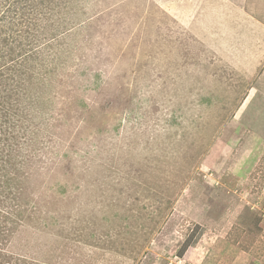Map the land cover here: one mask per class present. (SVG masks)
I'll use <instances>...</instances> for the list:
<instances>
[{"label": "rangeland", "instance_id": "1", "mask_svg": "<svg viewBox=\"0 0 264 264\" xmlns=\"http://www.w3.org/2000/svg\"><path fill=\"white\" fill-rule=\"evenodd\" d=\"M15 4L0 148L29 158L0 264H264V0Z\"/></svg>", "mask_w": 264, "mask_h": 264}, {"label": "trees", "instance_id": "2", "mask_svg": "<svg viewBox=\"0 0 264 264\" xmlns=\"http://www.w3.org/2000/svg\"><path fill=\"white\" fill-rule=\"evenodd\" d=\"M6 1L7 0H4V2H6ZM34 1L35 0H15L16 4L12 7V14L10 16V21L20 20V17H21V19L27 20V21L28 20H32V19L36 20L37 17H31V16H34L35 14L38 13V11L36 9H34V6H33V2ZM40 1L42 3H44L45 0H40ZM25 16H27V17H25ZM29 31H30V28H28L27 32H29ZM5 39H8V38L5 37L3 39V42L0 43V54H2L3 47H5V44H6ZM2 66H0V67H2ZM30 67L29 66L25 67L24 69L19 71V69L21 68L20 67L17 70V72H15L13 74V76L16 74V76H15L16 80L15 81H14V78L13 79L11 78L12 76H8L7 77L9 80H11V82H13V83H10L9 86L7 85L8 86V88H7L8 90L7 91H13L15 89H21L22 88L23 81H21V80H23V78L21 76H19L18 73H22V75H24V72L26 70H28ZM19 77H21V78H19ZM14 82H16V84H14ZM27 96H28V94H27ZM9 97L10 98H14V97H11V96H9ZM6 103L8 105H12L13 106V103H9V102H6ZM22 122H24L23 118H22ZM25 123H26V120H25ZM0 125L1 126L6 125V123L1 118H0ZM2 131H7V130H5L4 128L1 127V132ZM8 132L11 135H13V133L11 131H8ZM19 133H20V131L18 130V134ZM13 141H15L14 137L10 136L7 133L0 136V144H5V145L8 146L9 143H12ZM10 148H12V147H10ZM24 151L16 148V146H15V148L13 147L10 150H4V151H2L1 148H0V166L3 165L1 162H5L6 163L5 166H2V168H1V171H3V173L0 172V186H2L3 183H5L7 185L12 183V188H13L11 190V192H9V194H12V195L6 196L5 198H0V216L1 217L4 216L6 219L10 218L11 221H12L11 217H12V214H13L12 212L15 209H17V207H18V205L15 204V202L18 203V198H20L19 195H21V194L23 195L24 193H26L27 189H26V187L23 186V184L20 181H15L14 178L16 176L12 177V175H10L9 172H11V169L15 167V168H17L19 174L23 175L25 173V171L27 169V162H28L27 160H28L29 157L27 156L28 150H24ZM6 165H9L11 167L7 168ZM17 170H15V173H17ZM10 187L11 186H8V188H10ZM14 190H17V192L14 193ZM2 199H4L3 202H2ZM2 203H4V204H2ZM11 209H13V211H11ZM8 219H7V221H8ZM0 231H2V230H0ZM2 234L3 233L0 232V236L4 237V235H2Z\"/></svg>", "mask_w": 264, "mask_h": 264}]
</instances>
